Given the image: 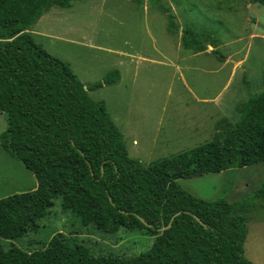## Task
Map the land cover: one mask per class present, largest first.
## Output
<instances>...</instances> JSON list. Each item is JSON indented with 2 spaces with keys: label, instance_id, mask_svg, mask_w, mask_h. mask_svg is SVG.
Returning <instances> with one entry per match:
<instances>
[{
  "label": "trees",
  "instance_id": "trees-1",
  "mask_svg": "<svg viewBox=\"0 0 264 264\" xmlns=\"http://www.w3.org/2000/svg\"><path fill=\"white\" fill-rule=\"evenodd\" d=\"M81 1L0 0V111L8 122L0 149L20 159L38 181L33 190L0 198V238L36 230L60 196L63 209L84 225L108 233L140 230L155 242L136 256H96L59 232L32 252L0 242V264H253L244 254L248 207L225 198L205 200L177 180L264 162V92L239 105L236 123L218 120L212 140L146 166L129 155L105 102L89 94L118 83L120 71L86 86L30 31L51 8ZM149 2L167 14L175 32L171 8L161 0ZM185 34L192 35L184 40L186 48L206 49L190 28Z\"/></svg>",
  "mask_w": 264,
  "mask_h": 264
},
{
  "label": "rangeland",
  "instance_id": "rangeland-1",
  "mask_svg": "<svg viewBox=\"0 0 264 264\" xmlns=\"http://www.w3.org/2000/svg\"><path fill=\"white\" fill-rule=\"evenodd\" d=\"M167 14L149 0H82L71 8L54 7L51 17L31 27L35 40L70 64L86 86L119 70L118 83L89 90L104 101L123 134L129 155L148 166L213 139L216 122L240 119L239 105L264 92V5L253 0H161ZM191 29L206 46L186 48ZM8 129L0 111V136ZM178 183L208 201L221 198L248 207L244 254L264 264V162L190 178ZM34 173L0 149V198L33 190ZM263 194V196H260ZM36 230L0 242L28 252L42 248L57 233L88 247L96 256H136L155 237L121 227L114 233L84 225L62 197L39 220Z\"/></svg>",
  "mask_w": 264,
  "mask_h": 264
},
{
  "label": "water",
  "instance_id": "water-1",
  "mask_svg": "<svg viewBox=\"0 0 264 264\" xmlns=\"http://www.w3.org/2000/svg\"><path fill=\"white\" fill-rule=\"evenodd\" d=\"M178 214H180V212L176 213V214L173 216V218H174L175 216H177ZM194 216H195V217H196L201 223H203V221H202L197 215L194 214ZM139 218H140V219H141L146 225H151V224L148 223V221H147L143 216H139ZM171 226H172V221H171L167 226H165V227H160L159 230L161 231V230H164V229L169 228V227H171Z\"/></svg>",
  "mask_w": 264,
  "mask_h": 264
},
{
  "label": "crops",
  "instance_id": "crops-1",
  "mask_svg": "<svg viewBox=\"0 0 264 264\" xmlns=\"http://www.w3.org/2000/svg\"><path fill=\"white\" fill-rule=\"evenodd\" d=\"M73 7V6H72ZM71 8V7H70ZM54 7L51 8L48 12H46L39 20L36 24H38L39 22H41L42 19H45L46 17L50 18L51 17V14L52 12L54 11Z\"/></svg>",
  "mask_w": 264,
  "mask_h": 264
}]
</instances>
